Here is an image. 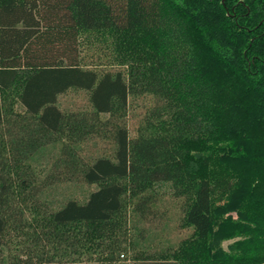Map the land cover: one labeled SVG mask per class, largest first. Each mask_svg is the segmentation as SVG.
I'll return each mask as SVG.
<instances>
[{"label":"trees","instance_id":"1","mask_svg":"<svg viewBox=\"0 0 264 264\" xmlns=\"http://www.w3.org/2000/svg\"><path fill=\"white\" fill-rule=\"evenodd\" d=\"M263 263L264 0H0V264Z\"/></svg>","mask_w":264,"mask_h":264},{"label":"rangeland","instance_id":"2","mask_svg":"<svg viewBox=\"0 0 264 264\" xmlns=\"http://www.w3.org/2000/svg\"><path fill=\"white\" fill-rule=\"evenodd\" d=\"M84 52H90L91 54H96V51L92 48H90L88 51H84ZM116 67H118V66H116ZM140 101H142V98L138 99L139 103H140ZM58 151L59 150L57 148L49 147V149L46 150V152L43 151V153L45 155H48V157H47V159L42 160V161L44 163H46L48 158L52 155H54V156L57 155ZM165 187L169 192L170 185H165ZM95 188H96V185H89V184H86L85 182L68 181V182H64V183H58V184L52 186L50 188V191H48V193H49V195H51V197H54L58 201V205H61L62 204L61 202H65L68 198H71V197H75L78 199H85L87 197L88 193ZM174 202L175 201H170L169 203H167V207H166L168 209L167 220L169 222H167L168 225L166 226V229H162V232L164 234L172 236L173 238H175V237L178 238L182 234L178 233L179 229L175 225V223L177 224L175 219L178 215V212H176V208H175L176 204ZM188 230L189 229L187 228V230L185 232H187ZM160 238H164V237H162L160 234L159 239ZM232 241L233 240L223 241V246L226 248L227 245Z\"/></svg>","mask_w":264,"mask_h":264}]
</instances>
